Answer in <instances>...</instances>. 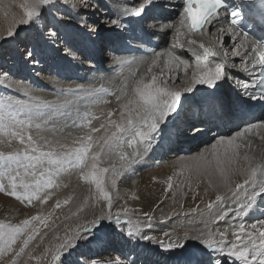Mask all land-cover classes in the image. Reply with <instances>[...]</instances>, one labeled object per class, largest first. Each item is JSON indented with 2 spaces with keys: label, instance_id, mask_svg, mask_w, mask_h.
<instances>
[{
  "label": "bare ground",
  "instance_id": "6f19581e",
  "mask_svg": "<svg viewBox=\"0 0 264 264\" xmlns=\"http://www.w3.org/2000/svg\"><path fill=\"white\" fill-rule=\"evenodd\" d=\"M105 1H108V3L114 7L112 19L119 17L121 21L120 26L112 27V31L115 29L121 30L123 27L127 26L130 21L129 18L134 20L138 18V16L135 15L120 16L117 11L118 5L116 0ZM25 2L30 3L31 0H23L21 4ZM120 2L124 5L132 6L135 1L120 0ZM181 7V0H152V3L144 9L143 14L150 13L158 20L148 23L147 33H144L141 38L139 37L141 41L139 43L141 54L130 57L124 64L116 66V69L112 68L111 71H108V68L104 69L106 73L101 77H99V74H96V77H93L94 80L87 89L68 93L65 99H60L62 105L67 108V110L61 114V117L56 116L52 122L43 123L32 115L28 114L27 116L25 110H16L15 115L21 113V115L25 116V120H19L20 122L16 124L14 128L8 127L5 129V132H3L2 127H0V150H2V154H9V156L14 157L11 163L14 162L13 164L16 167V171L14 170L12 174L7 173L10 175H5L1 173L0 175L2 183L5 182L7 184V188L3 185L6 191L4 187H2L4 189V194L7 193L12 199L7 200L9 203L5 207V210L0 209V219L5 226H8L10 221L8 216H12L13 220L9 226H19L22 228L20 232H13L12 229L8 228H0V264H23L24 259H26V253L28 252L25 253L26 249L29 247L31 241L34 240L44 228H50L62 217H65V215L72 214L74 210L82 207L83 210L77 215V219H72V222L75 221V224L69 225L70 227L68 230L64 232V234H66V232L70 233L77 228L78 225L84 223L85 217L91 218V210H85L87 207L84 205L90 204L94 206L100 204L103 198V192L109 194L112 203L118 198H128L122 203L126 207L125 209L132 211L133 216L135 218L139 217L143 222L141 225L145 226L148 222L145 213L152 217L151 222L153 223L154 221L166 220L168 216L178 213L180 208L186 209L191 204H200L204 200H207V204L214 202L215 196L218 194L231 197V192L227 188L223 186L216 187L215 182L221 176V169L230 176V186L234 189L237 183H243L245 177L250 175L252 167L264 168V147L263 152L257 150V147L264 146V129L257 128L251 130L245 136L238 138L237 141L234 142L240 144V147L235 150L231 171H229L228 166L223 162L219 167H217L216 163L211 164L208 167L210 170L209 172H205L204 170L197 171L195 163H187L186 169L189 171L192 170L193 172H189L186 175H178L176 171H167L165 173V170L140 175L136 180L130 175L131 169H129L126 164L128 153L133 152V150L143 152L145 148V155H147L151 150L156 152L159 146L165 145L167 136L169 135V129L171 125H173L171 120L174 116L176 120L182 119V124H186L187 121L193 124L208 123V127L204 129L200 127L202 130L198 131L197 135L199 139H201V137H199L201 134H203L205 138H209V134L208 136L206 135L208 131H211L210 135L214 138L226 136L224 128L228 125L232 130L229 131V134H234L239 130L247 128L254 122L257 124L256 121L263 115L264 100L259 101L258 99H252L251 96L246 95L243 90L229 78L222 79L215 87L196 85L191 92L183 94L180 106L176 112L167 117L165 122L160 125L157 132L153 133L150 140L142 142L137 137L136 143L130 145L129 142H127L126 150L120 155L116 154L117 145H121L126 139L131 140L137 128L140 127L134 124L127 132L117 133L120 137L118 141L109 140L108 143H105V141L111 137L112 133L116 131L115 124H121L127 127L126 122L128 115L134 106L128 105V110L126 111L125 105L128 104V100L135 96V88L141 84V82L149 83L152 77L155 76L158 86H163L161 83L163 81L169 88L174 87L179 89L188 83V79L195 70V57L188 47V41L190 39L195 38L197 40V45L193 47L196 51L201 52V54L202 49L199 48L200 43L215 50L218 46L217 42H219V46L226 47L230 53L228 60L229 64L236 63L241 68L247 64L249 68H253L254 60L251 54L249 40L246 44L247 54L243 60L241 57L231 56V52L235 51L233 45L239 44L241 38L232 37L231 33L221 35L217 32V28H226L222 18H220L219 25H210L202 36L200 33L189 34L187 29H181L180 33H176L175 31L171 33V30L161 31L160 26L171 23L175 15L177 13L179 14ZM21 9L20 11L23 12ZM44 9L45 7L42 11ZM122 17H125L127 21ZM176 19L174 20L176 21ZM174 20L173 22H175ZM149 25H154V27H149ZM27 29L30 30L31 27ZM75 30L81 31V29L77 27ZM161 34L162 39L160 43H158L156 49H150L147 41L148 36L150 41L153 42L157 41V37L159 38ZM92 44L94 47L98 48L97 42L94 41ZM165 49L172 50L176 55L187 59L189 61L187 68L180 65L178 67L173 66L169 69L165 66L169 58L164 55H161L157 63L153 64L152 60L156 58L155 53L158 51L163 52ZM67 60L70 62H67L68 65L71 64L72 66L81 68L85 65L83 64V59L80 57L74 60L70 56ZM215 62H222V57L217 56L209 58L210 66ZM173 64L175 65V62H173ZM257 70L258 67L255 64L252 76L248 77L242 71L233 69L231 66L226 68L229 75L250 80L255 79L256 76H254V74L257 73ZM177 80L181 84L175 86L177 85L175 84ZM220 84L224 85L223 91L230 92L231 97H233L231 104L219 97L221 92L217 93V91H221ZM223 95H226V93ZM47 102L46 100L42 101L40 97L34 95V99L31 101L33 110L36 111L35 105L40 104L39 111H50V109L44 106ZM234 102L238 105L235 109H233ZM70 103L71 105L67 106ZM185 104L188 105L185 106ZM246 106H249V109L246 108ZM239 109H243L244 111L238 113ZM132 114L135 115L134 112ZM78 115V121H80L84 115V121L82 123L74 120V117ZM184 119L187 120L184 121ZM10 123L12 124V122ZM0 125L3 124L0 122ZM201 125L203 124H200V126ZM197 128L199 129V127ZM212 128L213 130H211ZM13 131H15L16 134L13 133ZM89 136H91V146L88 155L85 157V165H87V167L80 163L68 164L65 158L68 156L66 150L72 147L76 152L82 145L87 146ZM28 137L32 139L29 140ZM199 139L195 141L192 148H197L199 144H204ZM203 146L204 145L201 146L200 151L211 154V148H204ZM208 146H210V144ZM66 147L69 148L66 149ZM32 148L36 149L34 153L36 155H39L41 152H52L53 157L61 161V163L47 164V162H45L43 166L38 165L35 176H33L31 172H25L23 163L27 162L23 161V157L26 154H33ZM219 150L220 156H224L225 150L223 146H221ZM228 152H230V156L233 155L231 150ZM97 153H99V155L95 161L96 168L93 169L91 157ZM80 155H83V153ZM5 159L7 158L5 157L4 160ZM21 161H23V163H21ZM81 169H83V172ZM104 169H107L108 176L94 173L103 171ZM41 171L44 173L43 176L40 175ZM84 173L89 174V179L87 181L83 179ZM169 177H171V183L173 185L171 189L167 187ZM96 179L99 180L100 187H95L98 193L95 192L96 197H93L91 196L92 191L90 193V189L96 186ZM256 179L257 181L261 179L259 170ZM38 180L40 181L39 185H37ZM49 180L51 181L50 184L48 183ZM113 181L116 182L115 186H113ZM13 184H15L14 190L17 196H12L10 194L11 191H13ZM24 185H28L27 190L24 188ZM105 189L107 190L105 191ZM0 191L2 190L0 189ZM33 193H35V195H33ZM30 195L32 199L29 201L28 196ZM133 195H135V198H133ZM45 196H47V199H44ZM263 196L264 194L258 197L254 207L246 216H236L233 212H229L224 220H214L216 208L214 207L209 211L206 207L197 219L196 217L186 216L184 218L178 217L169 222L160 223H164V225L172 231L171 234L173 236L177 234L182 235L184 231L192 230L204 232L211 231L213 233H216L217 230H219V232H225V230H227L225 239L230 246V243L235 241L233 240V238L236 237L234 233L240 232L239 225L241 223L245 225V233L252 231V229H249L251 226L247 224V221L248 218L254 217L256 205L259 204ZM38 197H40V199H38ZM57 202H59L60 207H56ZM63 202H66L64 206L62 204ZM221 203L225 210H227L230 201L229 203H224L223 201ZM20 204L25 206L23 207L25 211L18 207ZM13 205H15L16 209L19 208L18 215L16 216L11 212L13 211L11 210ZM100 207L101 206L98 208ZM233 207L235 206L233 205ZM33 216L42 217L47 221V224H43L38 220L31 221ZM230 218L233 224L228 223ZM25 219L31 221L28 226H23V221ZM107 224L108 222L102 223V227ZM257 227L259 228L260 225ZM37 229L39 231H36ZM108 229L111 231H108L107 234L111 237L107 242L116 245L118 252L123 253L125 258L129 259L130 264H187L186 262H181L179 258L173 259L167 254H164L162 249H159L157 244L152 243V241L140 242L138 237L133 236L134 238H128L124 232L122 235L121 233L116 234L114 230L119 229L112 225H110ZM151 229H154L153 225ZM112 231H114V233H112ZM33 232L36 234L34 238L28 242V246L25 249L24 241L29 235H32ZM101 232L100 229L94 230L87 241L80 242L78 247L73 249L67 257L62 258V264L79 259L81 255L89 256L94 253L95 250L98 249V245L101 244L100 242L106 241ZM161 232L162 231L158 232L160 235H157V237L166 239ZM246 239V236L241 234L240 240L236 239V241L242 243ZM132 240H135V242H132ZM22 248L24 249L23 252H21ZM52 251L50 249L49 252L52 254ZM44 258H47V254L44 255ZM220 259L222 261V257H220ZM29 262L30 257L25 260L24 264H29ZM234 263L239 264V262Z\"/></svg>",
  "mask_w": 264,
  "mask_h": 264
},
{
  "label": "snow or ice",
  "instance_id": "6c2138e0",
  "mask_svg": "<svg viewBox=\"0 0 264 264\" xmlns=\"http://www.w3.org/2000/svg\"><path fill=\"white\" fill-rule=\"evenodd\" d=\"M117 2V11L120 16L123 15H135L141 16L143 14L144 9L152 3V0H135L132 6L124 5L120 2V0H116ZM211 7H209V0H182V7L179 11L178 18L175 22H171L165 25L160 26V30H171V33L175 31L176 33H180L181 29H187L188 33L191 34V25L189 21H194L199 23V31L201 36L205 31L208 30L210 25H219L220 18L222 17V10L226 9L225 0H210ZM59 3L62 6H66L71 8L74 12H79L81 9H89L95 8V4L92 0H31V2H25L20 5L23 9V15L18 19H13V22L10 24L7 30V37H15L18 35L19 30L22 27H31L33 25H39V22L42 20L41 12L42 9L50 4ZM229 15L232 17L230 23H228L227 27L217 28V32L221 35L225 33H231L232 37L242 36L239 44H234L233 48L235 51L231 52L232 57H241L243 60L247 54L246 44L248 41V35L246 33H239L236 30V25L239 23L237 17L239 12L237 10H233ZM106 26L108 27H116L120 26L119 17L116 19H109L105 21ZM80 26L82 28H86L89 33H94L96 31L97 25L94 23H89L85 17H81ZM149 27H154V25H149ZM196 33V34H197ZM192 36V35H191ZM44 39L47 41H51L53 43H59V36L55 29L47 28L45 29ZM197 45V40L192 38L188 41V47L192 51V55L195 57V70L192 72L190 78L188 79V83L182 86L179 89L169 88L166 83L161 82L163 86L157 85V78L152 77L151 82L139 84L135 88V96L128 100V104L125 105L126 111L128 110V105L134 106L133 109L129 112L127 119V127L121 124H115L116 131L112 133L111 137L105 141L108 143L109 140L118 141L120 137L117 135L118 132H127L130 127L134 124L139 125L137 128L135 135L132 136V139L129 141V144H134L137 142V137L140 141L146 142L151 139L153 133H156L159 129L160 125L165 122L167 117H169L172 113L176 112L178 107L180 106L181 98L183 94L187 92H191L193 87L196 85H206L208 87H215L219 81L225 78L232 79L234 83H236L246 95L251 96L252 99H261L264 100V51H260V49H264V45H259L255 41L251 42L252 51H259V73L258 79L252 82L250 79H242L236 76H231L226 71V68L231 66L233 69H237L238 71H242L248 77H251L253 74V70L255 68V62L253 63V68H249L247 64L241 68L236 63H228L229 60V52L224 46H219V42H217V47L213 50L210 47H206L203 43L199 44V48L202 49V54L199 51H196L193 46ZM243 50V51H242ZM66 55L72 57V59L76 60L79 57L73 52L70 48H65ZM161 55L167 56L169 58L166 63V67L171 69L173 66L178 67L180 65L187 66L189 65V61L187 59L182 58L179 55H176L174 51L165 49L163 52H156L155 57L152 60L153 64L157 63V60L161 57ZM24 56L27 59H32L33 54L30 50H24ZM111 63L113 67L119 66L125 63V59L123 56L118 55L116 53H109ZM222 57V62H215L212 66L209 65V57ZM33 63H39V61L32 59ZM175 62V65L173 64ZM51 79V78H50ZM0 80H3L5 83L0 85V87H6L11 89L12 91L18 93L19 95L16 99L4 100L3 97H0V105H5L7 107H15L17 110H25L26 114L34 116L36 119L40 120L43 123L52 122L59 111L60 106L49 105L45 103V107L49 108L50 111L42 112L38 109L40 108V104H36V111L33 110V105L31 101L34 99L33 89L23 81H14L11 79L10 73L6 71L0 70ZM177 82H179L177 80ZM63 87V86H61ZM84 85L77 84L75 88L69 85L67 89L68 92H72L74 90H83ZM38 99V98H36ZM135 113L133 115L132 113ZM111 115V114H110ZM123 116V114H122ZM14 119V117H12ZM115 123V122H112ZM103 127V125H102ZM264 129V120L257 124H250L247 128L243 130H239L232 135L229 136H219L216 137L211 143V154L216 158L217 167L223 162L225 163L229 171H231L232 160L234 159L235 150L240 147V144L234 143L238 138H242L248 132L253 129ZM201 131V129L193 128L192 132L195 134L196 132ZM31 140V137H28ZM91 146V136L88 137V145L81 146L76 151V158L78 159L81 165H85V157L89 153V148ZM223 146L225 150V155L221 158L218 149ZM231 150L233 155H228V151ZM36 152L35 148H32L31 155L26 154L23 157V161L27 163H23V167L25 172H31L33 176H35L37 171V166H43L45 162L47 164H57L61 163L57 159H53L52 152H41L39 155L34 154ZM83 153V155H80ZM146 154V149L144 148L143 152H139L133 150V152L128 153V160L126 161L129 169L132 168L134 164H136L142 156ZM93 155L91 157L93 163L92 168H96L95 161L97 160V156ZM203 157V151L197 153V159L195 161V167L197 171L204 170L205 172H209L210 170L203 164L200 163V158ZM8 160H13L14 157H7ZM210 163V162H209ZM260 171L261 179L257 181V172ZM83 172V169H81ZM103 171H107L104 169ZM40 175L43 176L44 173L41 171ZM83 179L88 180L89 174L84 173ZM95 179V177H94ZM40 181H37V185H39ZM50 184L51 181L49 180ZM115 181H113V186H115ZM216 187L223 186L227 188L231 192V197H226L222 195H216L215 201L207 204V209L210 211L214 207L216 208L214 214V220H224L229 212H233L236 216H246L248 212L254 207L258 197H261L264 194V168L252 167L250 175H247L244 179L243 183H237L235 188L233 189L230 186V176L221 169V176L216 180ZM96 185L99 188L100 182L96 179ZM168 189L173 187L171 183V177H169ZM24 188L27 190L28 185H24ZM15 189V184H13V191H11L12 196H17ZM104 201H106L107 207L105 208L103 205L97 210L92 209L90 212L91 218L85 217L84 223L78 225L77 228L72 230L70 233L65 234L64 238L60 240L58 245L55 248V254L52 259L54 264H62V258L67 257L71 253V251L78 247L79 243L82 241H87L89 236L92 235L95 229H98L100 225L104 222H108L109 224H114L117 229L123 231L127 236L132 237L136 236L143 240L152 241L159 245V247L164 251H171L177 248H183L185 244L189 240L197 241L200 245H202L203 249H207V252L202 251L198 256L194 257L193 264H222L220 257L226 256L228 260L232 262H239V264H264V220H259L258 223L260 227H257V223L251 224L252 231L244 232L245 225L241 223L239 225L240 232L234 233L236 235L237 240H240L241 234L247 237L242 243H237V241H232L230 243L226 242L225 232H219L217 230L216 233L211 231H184L182 235L177 234L173 236L169 231L163 232V237L166 239H161L154 235H149L146 231L147 229H151L152 227V217H147L148 222L145 224L144 228L136 227L133 229L129 227L130 221L125 220V215L127 213V209L124 210V215L120 212H113L111 209L113 207L112 200L109 197L107 192H103ZM35 195V193H33ZM19 198V197H17ZM135 198V195H133ZM29 201L32 199V196H28ZM40 199V197H38ZM47 199V196L44 197ZM229 203L227 210H225L223 204ZM233 205L235 207H233ZM56 207H60L59 202H57ZM41 221L43 224H47V221L40 216H33L31 221ZM30 220L25 219L23 221V226H28L31 223ZM5 227V225L0 224V228ZM13 232H20L22 228L17 226L12 228ZM36 231H39L38 229ZM35 232L32 235H29L28 238L24 241V246H28V242L31 241ZM101 244L104 242L101 241ZM23 248L21 252H23ZM48 251V249H45ZM77 264H130L129 259H126L120 255L109 254L107 256L97 254L95 256L81 255Z\"/></svg>",
  "mask_w": 264,
  "mask_h": 264
},
{
  "label": "rangeland",
  "instance_id": "374dc122",
  "mask_svg": "<svg viewBox=\"0 0 264 264\" xmlns=\"http://www.w3.org/2000/svg\"><path fill=\"white\" fill-rule=\"evenodd\" d=\"M22 1L23 0H0V70L10 73L11 79L14 81H23L24 83L28 84L33 89L34 95L40 97L42 101L46 100L48 101L47 104L49 105L60 106L59 111L57 112L58 117H61V114L67 110V108L62 105L60 99H65L68 93H74L76 91H83L87 89L90 83L94 80L93 77H96V74H99V77H101L106 73V70L104 69L108 68V71H111L112 68H117L111 65L112 63L109 56L110 52L123 56L125 61H127L130 57L134 55L141 54L139 46V43L141 41L139 39L144 33H147V24L154 22V20H158L154 18V16L150 13H147L145 15L142 14L141 16H138V18H136L135 20L129 18V24H127V26L123 27L121 30L115 29L112 31V27L106 26L105 23V21L112 19V12L114 8L110 5V3H108V1L92 0V2L95 4V8H89L87 10L81 9L79 12H74L71 8L62 6L59 3H55L45 6V9L41 12L42 20L39 22V25L31 26L30 30L27 29L28 27L20 26L22 28L21 30H19L17 36L7 37V30L10 24L13 22V19H18V16L23 15V12L20 11V5ZM21 10L23 11V9ZM81 17H85L89 23H94L97 25L96 31L94 33H89L86 28H82L80 26ZM177 17L178 13L175 15L174 19H176ZM122 18L127 21L125 17ZM173 20L171 22H173ZM75 26L81 29V31L75 30ZM47 28H52L57 31L60 41L59 43H53L44 39L45 29ZM161 39L162 34L159 38L157 37V41L153 42L150 41L148 36L147 41L150 49L155 50L158 46V43H160ZM94 41L97 42L98 48L94 47V45L92 44V42ZM65 48H70L73 52H75L78 57L83 59V64L85 65L82 66V68L78 66H72L71 64L68 65L67 62L69 61L67 59H69L70 56L66 55ZM25 49L30 50L33 54L32 59L39 61V63H33L32 59L25 58ZM141 52L143 53L142 50ZM4 83L5 82L3 80H0V85H3ZM77 84L84 85V89L74 90L72 92H68L65 90L69 85L75 88V85ZM175 84V86H178L181 83L176 82ZM223 86V84H220L221 91H217V93L221 92L219 97L222 100L224 99L227 103L231 104L233 97H231L230 92L223 91ZM231 89L234 90L233 88ZM224 93H226V95H223ZM18 95V93L12 91L11 89H8L6 87H0V97H3L4 100H14ZM69 105H71V103L67 106ZM186 105L188 104H185V106ZM237 106L238 105L235 103L233 109H235V107ZM246 108H249V106H246ZM16 110L17 109L15 107H7L5 105H0V122L4 125H0V127H2L3 132H5V129H7L8 127L14 128V126L20 121L25 120V116L21 115V113L19 115H15ZM242 111L244 110L239 109L238 113ZM26 115L28 116V114ZM79 115L74 117L75 121L79 120ZM12 117H14V119H12ZM186 120L187 119H184V121ZM262 120H264L263 115L260 119L256 121V123H259ZM83 121L84 115L78 122L82 123ZM10 122H12V124ZM171 123H173V125H171V128L169 129V135L167 136V141L165 145L159 146L156 152H154V150H151L150 153L143 156L141 160H139L136 164L132 166L130 170V175L135 180L140 175H145L159 170H165V173L167 171H176L178 175H186L189 172L192 173V170L189 171L188 169H186V164H194L197 159V153L201 152V146L204 145V148H208L210 147L208 145L215 139L210 135L211 131H208V133H206L207 136L209 134V138H205L204 135L201 134L199 136L201 137V139H199L197 136L198 132L193 134V128L199 127V129H204L208 127V123L206 122L200 123L203 124L201 126L198 123L193 124L189 121H187L186 124H182V119L176 120V117L174 116L171 120ZM253 124H255V122ZM211 130H213V128ZM224 131L226 133V136L232 135L229 134V131H232L229 128V125L224 128ZM13 133H15V131H13ZM197 139L201 140L204 144H199L197 148H192ZM129 140L130 139H126L121 145H117L116 154L120 155L126 150V144L127 142H129ZM263 147L264 146L257 147V150L263 152ZM67 148L69 147H66V149ZM1 151L2 150H0V154H2ZM219 151L220 150L218 149V152ZM66 152L69 156L65 157L68 164L72 165L74 163H79L75 155L76 152L72 149V147L67 149ZM228 153L230 155V152ZM7 156H9V154L0 155V175L1 173L5 175H10L14 172V170L16 171V167L13 164L14 162L11 163V161H13L14 159L4 160V158H7ZM222 157L223 156H221V158ZM53 159L55 158L53 157ZM200 163L208 168L211 164L216 163V158L213 157V155L210 153H203V157L200 158ZM94 173L97 175H107V171H98ZM3 185L7 188V184L5 182L2 183V181L0 180V189L2 190L0 191V209L5 210V207L9 203L7 200H10L11 197L7 193L4 194L5 187ZM2 187H4V189ZM95 187H97V185L94 186V188L90 187L92 188L90 189V193L92 191L91 196L93 197H96L95 194L98 193V190H96ZM106 190L107 189H105V191ZM127 199H116L115 202L112 203L113 207L111 210L114 213L120 212L122 215H124V210L126 207L122 203ZM65 203L66 202L62 203L63 206ZM101 205L107 207L106 201H104L103 198L100 204L98 205L92 206L90 204H85L84 206L87 207L85 210H98V207ZM18 207L25 211V209L23 208L25 206L20 204L18 205ZM118 207H120L121 209H117ZM206 207L207 200H204L200 204H191L186 209L180 208L178 213H174V215L168 216L166 220H160L158 222L154 221L155 223L151 222L154 229H147L146 231L149 235L155 236L160 235V233H158L159 231H162L161 234H163L164 231H169L171 233L172 231L168 229V227L165 226L164 223L160 222H169L172 219L178 217L184 218L186 216L196 217L197 219L200 213L204 211ZM19 208L16 209L15 205H13L11 208V210L13 211H9H11L14 216H16L18 215ZM82 210L83 208L79 207L74 210L72 214H67V216L65 215V217H62L50 228H44V230L38 236H36L34 240L31 241L29 247L27 249L25 247V253L28 251L26 253V259H29L30 257L29 264H54L52 257L55 254L56 246L58 245L60 240L64 238V232L68 230V228L70 227L69 225L75 224V221L72 222V219H77V215L80 214ZM133 210L136 211L135 209ZM263 211L264 196L262 197V199H260L259 204L256 205V212L254 213V217L248 218L247 224L251 226V224L257 223V226H259L258 221L264 220ZM8 218L10 219L8 226L3 227V229L15 228L14 226H9L13 220V217L8 216ZM124 218L125 220L130 221V224L128 226L132 227L133 229L141 226V228L144 227V225H141L143 222L139 219V217L135 218L132 214V211L130 210H127V213ZM0 223L5 225L3 222H1V219ZM228 223L233 224L231 218L229 219ZM110 225L115 226L114 224L109 223L107 225H104V227H102V224L100 225L98 229L102 231L101 234L103 237H105L106 241L103 244H99L98 249H96L95 252L89 256H95L97 254L105 256L109 254H116L125 258L123 253L118 252L116 245L107 242L111 237L109 234H107L108 231H111L108 229ZM249 229H251V227H249ZM114 231L116 232V234H123V231ZM114 231H112V233H114ZM127 237L134 238L133 236ZM236 239L237 237L233 238V240L235 241ZM139 241L149 242L148 240H143L140 238ZM132 242H135V240H132ZM157 247L161 249L159 245H157ZM45 249H48V251H45ZM50 249L51 251L53 250L52 254L49 252ZM202 251L207 252L208 250L203 249L202 245H200L197 241L194 240H189L183 248H177L171 251L162 250V252L164 254H167L169 257L173 259L179 258L181 262H186L187 264H193L194 257L198 256ZM43 253L44 255L47 254L46 259L44 258ZM221 257L222 264H235L231 260H228L226 256ZM26 259H24L23 264L25 263ZM78 260L79 259H75L74 261H70V263L66 264H77Z\"/></svg>",
  "mask_w": 264,
  "mask_h": 264
},
{
  "label": "clouds",
  "instance_id": "9594fccd",
  "mask_svg": "<svg viewBox=\"0 0 264 264\" xmlns=\"http://www.w3.org/2000/svg\"><path fill=\"white\" fill-rule=\"evenodd\" d=\"M262 114H263V116H264V112H263Z\"/></svg>",
  "mask_w": 264,
  "mask_h": 264
}]
</instances>
